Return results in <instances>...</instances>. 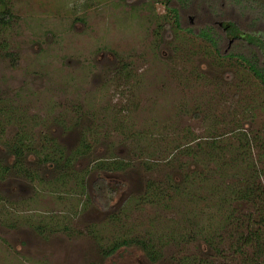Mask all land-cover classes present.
<instances>
[{"label":"rangeland","instance_id":"1","mask_svg":"<svg viewBox=\"0 0 264 264\" xmlns=\"http://www.w3.org/2000/svg\"><path fill=\"white\" fill-rule=\"evenodd\" d=\"M165 3L0 0V264H255L256 242L238 238L245 227L227 226L223 205L202 197V165L215 167L206 156L191 169L193 198L183 182L168 206L144 197L150 181L191 172L160 162L190 141L214 138L227 160L250 144L264 176V85L177 28ZM20 137L29 147L16 158ZM53 148L60 163L48 161ZM222 167L207 185L244 174ZM98 176L118 189L109 209L96 199ZM131 238L152 240L157 259L132 244L105 254Z\"/></svg>","mask_w":264,"mask_h":264},{"label":"trees","instance_id":"2","mask_svg":"<svg viewBox=\"0 0 264 264\" xmlns=\"http://www.w3.org/2000/svg\"><path fill=\"white\" fill-rule=\"evenodd\" d=\"M165 5L174 14L177 28L192 32L209 41L219 57L238 60L264 85V0H166ZM189 13H195L202 20L203 23L199 30L186 24ZM2 17L7 21L11 18V14L4 13ZM229 42L231 43L229 44ZM248 139L246 137V140ZM191 143L193 142L190 141L187 144L177 146L175 150L168 152L169 157L161 159L160 162L167 168H179L181 174L184 172L182 167L191 171L194 166H200L203 161L198 159H201L202 156H206L210 163H214V168H210L209 165H202L204 172L200 174L202 177L199 181L205 182V187H210L207 194L202 197L203 199L210 198L217 206L218 204L224 206H221L218 214L223 215L222 218L225 219L227 226L237 224L238 228L245 227L244 232L237 235L241 243L246 246L252 245L253 241L256 242V257L254 255L253 260L257 264L256 260L259 259V256L264 255V176L260 173L257 159L251 155L250 144L247 142L249 147L246 146L248 148L247 152H240L241 147L239 146V151L236 152L235 157L233 156L227 160L221 154H218L219 143L214 138L208 146L201 140L194 143H197V148L193 147ZM25 146L27 147L28 144H26L24 138L17 139L12 149L16 158L20 157ZM215 151L217 153H214ZM187 155L191 156V160L183 162L182 158ZM247 157L250 158L247 159ZM62 158H65L62 150L53 148L49 152L48 161L52 163H60L63 161ZM121 163L105 162L102 167L114 170L120 167ZM234 165L244 169V174L239 178L237 184L225 181L224 187L222 184H215L219 178L217 172L220 168L224 166V169L228 171V166ZM12 167L17 170L21 169L18 160ZM215 170L217 172H213ZM27 177L32 176L27 174ZM209 180H213L215 183L209 186L207 185ZM196 181V173L194 174L193 171L189 174L185 172L182 181L174 180L173 177L168 175L165 179L150 181L144 197L150 203H160L168 206L171 201L173 202L178 185L181 182L185 186L186 194L193 198L195 191L192 188L195 187ZM92 187L96 199L100 201L103 208L109 209L118 189L112 186L103 176H98L95 182L92 183ZM221 191L223 197L220 195ZM209 193L210 195L207 196ZM255 225L257 228H254ZM130 244L141 246L151 260L157 259L158 252L155 249L154 242L140 238L123 239L116 242L105 254L113 253L123 245ZM238 250L241 251V248H237ZM261 264H264V258Z\"/></svg>","mask_w":264,"mask_h":264},{"label":"flooded vegetation","instance_id":"3","mask_svg":"<svg viewBox=\"0 0 264 264\" xmlns=\"http://www.w3.org/2000/svg\"><path fill=\"white\" fill-rule=\"evenodd\" d=\"M231 42H232V41H231ZM231 42H230V43H231Z\"/></svg>","mask_w":264,"mask_h":264}]
</instances>
